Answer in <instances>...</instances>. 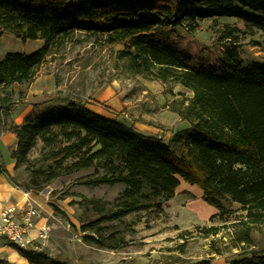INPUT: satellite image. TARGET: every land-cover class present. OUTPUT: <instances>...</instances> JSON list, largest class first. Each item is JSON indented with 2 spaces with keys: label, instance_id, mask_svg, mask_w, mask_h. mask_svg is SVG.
Here are the masks:
<instances>
[{
  "label": "trees",
  "instance_id": "16d2710c",
  "mask_svg": "<svg viewBox=\"0 0 264 264\" xmlns=\"http://www.w3.org/2000/svg\"><path fill=\"white\" fill-rule=\"evenodd\" d=\"M220 17L264 32V0H0V37L9 33L22 42H42L32 54L9 52L0 61V128L16 135L12 157L15 170L26 173L22 187L40 192L62 175L101 169L102 176L78 183L125 185L112 202L83 199L84 207L109 221L151 209L161 213L182 181L198 187L204 203L217 211L209 220L221 218L226 198L245 212L243 220L230 224L232 247L239 252L226 263L264 264V248L250 249L253 231L264 232V69L244 65L235 48L224 51L219 68L196 65L168 41L184 21L194 27L197 20ZM75 31L104 35L107 44L126 43L122 55L131 72L189 91L184 110L177 112L189 128L146 138L116 118L89 110L87 104L117 117L92 100L41 112L20 126L7 122L8 87L31 82L53 48ZM236 31L227 27L222 38ZM0 174H6L2 165ZM221 229L199 231L214 236ZM83 240L96 241L93 236ZM15 249L29 264H56L34 250ZM164 264L211 263L174 258Z\"/></svg>",
  "mask_w": 264,
  "mask_h": 264
},
{
  "label": "rangeland",
  "instance_id": "374dc122",
  "mask_svg": "<svg viewBox=\"0 0 264 264\" xmlns=\"http://www.w3.org/2000/svg\"><path fill=\"white\" fill-rule=\"evenodd\" d=\"M227 27L237 31L230 39H223ZM168 41L189 53L196 65L219 68L224 51L235 48L244 65L264 69V32L235 18L197 20L194 27L184 21ZM41 46V41L22 42L5 33L0 37V56L9 52L29 55ZM126 50V43L107 44L104 35L83 31L69 34L60 46L53 48L31 82L8 87L11 103L7 122L25 99L34 102L33 114L92 100L107 105L117 117L101 107L87 105L100 109L105 117L116 118L146 138L188 129V122L177 112L184 110L191 93L178 84L134 74L122 55ZM29 89L38 91V95L26 98ZM38 155L39 149L33 156ZM103 173L97 168L80 170L58 177L40 192H32L41 201L40 207L35 206L39 210L37 219L48 228L46 240L35 243L36 252L44 261L164 264L178 258L192 263L208 260L212 254L227 260L239 252L232 247L229 227L243 220L245 212L226 198L221 218L209 220L215 209L204 203L198 187L182 181L174 197L163 203L161 213L151 209L131 213L120 220L99 219L93 210L84 207L83 199L112 202L125 185L86 186L78 182L100 177ZM15 178L24 188L27 176L23 169ZM210 226H222V229L214 236H205L199 231L201 227ZM83 236H93L96 241L87 243ZM252 239L254 245L250 249L264 248V232L254 230ZM109 243L116 248L106 247Z\"/></svg>",
  "mask_w": 264,
  "mask_h": 264
},
{
  "label": "crops",
  "instance_id": "0c3cea01",
  "mask_svg": "<svg viewBox=\"0 0 264 264\" xmlns=\"http://www.w3.org/2000/svg\"><path fill=\"white\" fill-rule=\"evenodd\" d=\"M3 57L4 56H0V61L3 59ZM13 85L19 86V84ZM30 89L28 90L26 98L33 96L35 97L38 95V91ZM23 102L24 104L17 106L11 114V121L17 126L22 125L28 117H35L40 114H33L34 102H28L27 99H25ZM87 108L99 115L104 116V114H102L98 108H94L89 105H87ZM39 111L41 112L42 109H39ZM16 147V135L12 132H9L6 128H0V165H2L6 170V174H0V211L2 208L9 206H18L24 208H26L27 205H30L34 208L36 205L38 207L41 206V201L38 196L34 195L30 190L15 185L10 179L11 177H15V175L18 173V170H15V160L12 157ZM34 224L35 228L29 232V237L32 239L35 238L39 227L44 223L35 218ZM209 258L210 259L208 260L211 264H227L224 256L212 254ZM0 264H29V262L25 257L21 256L14 247L8 244L4 238L0 237Z\"/></svg>",
  "mask_w": 264,
  "mask_h": 264
},
{
  "label": "built area",
  "instance_id": "2783aa9c",
  "mask_svg": "<svg viewBox=\"0 0 264 264\" xmlns=\"http://www.w3.org/2000/svg\"><path fill=\"white\" fill-rule=\"evenodd\" d=\"M39 217V211L30 205L26 208L9 206L0 211V237L15 248L37 251L36 242H43L47 238V226L41 225L34 239L29 232L35 228L34 219Z\"/></svg>",
  "mask_w": 264,
  "mask_h": 264
}]
</instances>
